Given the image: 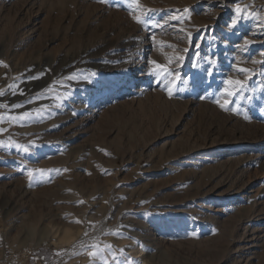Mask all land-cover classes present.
Returning a JSON list of instances; mask_svg holds the SVG:
<instances>
[{
    "label": "rangeland",
    "instance_id": "rangeland-1",
    "mask_svg": "<svg viewBox=\"0 0 264 264\" xmlns=\"http://www.w3.org/2000/svg\"><path fill=\"white\" fill-rule=\"evenodd\" d=\"M0 61V264H264V0H0Z\"/></svg>",
    "mask_w": 264,
    "mask_h": 264
},
{
    "label": "snow or ice",
    "instance_id": "snow-or-ice-1",
    "mask_svg": "<svg viewBox=\"0 0 264 264\" xmlns=\"http://www.w3.org/2000/svg\"><path fill=\"white\" fill-rule=\"evenodd\" d=\"M135 2H136V0H134V3H135ZM236 12H237V13H240V12H241V9H240V8H237V9H236ZM134 18L137 20V22H140V17H134ZM241 18H244V17L241 16ZM237 23H238V20H233V21H232V26H235ZM2 63H3V62L0 61V64H2ZM150 63L156 65V69H162V70L165 71V72L167 71V69L164 68V66H161V65H159V64H156L155 61H150ZM239 71H241V72H248V71H250V70H249V69H239ZM157 74H159V73H157ZM226 83H228V84H233V85H238V86H240V87H243V83H242L241 81H239V80H235V81H233V80H228V81H226ZM225 91H227V89H226ZM169 94H171V93H169ZM229 94H231V93H229ZM220 107L224 108V107H225V104H221ZM233 111H235V109H233ZM0 131H3V130L0 129ZM65 171H67V169H65ZM81 203H82V201H81ZM89 254H90V255H93V253H89Z\"/></svg>",
    "mask_w": 264,
    "mask_h": 264
},
{
    "label": "bare ground",
    "instance_id": "bare-ground-1",
    "mask_svg": "<svg viewBox=\"0 0 264 264\" xmlns=\"http://www.w3.org/2000/svg\"><path fill=\"white\" fill-rule=\"evenodd\" d=\"M44 232H42V235H43ZM42 239V238H41ZM40 241V240H39Z\"/></svg>",
    "mask_w": 264,
    "mask_h": 264
}]
</instances>
